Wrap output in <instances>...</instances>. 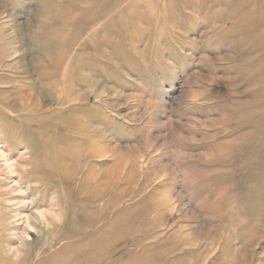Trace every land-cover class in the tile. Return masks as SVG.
<instances>
[{
    "label": "rangeland",
    "instance_id": "rangeland-1",
    "mask_svg": "<svg viewBox=\"0 0 264 264\" xmlns=\"http://www.w3.org/2000/svg\"><path fill=\"white\" fill-rule=\"evenodd\" d=\"M0 39L7 257L94 231L41 182L44 151L74 145L83 174L113 185L116 254L264 264V0H0Z\"/></svg>",
    "mask_w": 264,
    "mask_h": 264
},
{
    "label": "bare ground",
    "instance_id": "bare-ground-1",
    "mask_svg": "<svg viewBox=\"0 0 264 264\" xmlns=\"http://www.w3.org/2000/svg\"><path fill=\"white\" fill-rule=\"evenodd\" d=\"M66 13L67 9L63 8L60 15L66 16ZM69 13L70 16L73 14ZM87 13L89 14L90 11ZM3 45L0 39V53L5 57L8 55V51L5 45L1 47ZM83 137L87 140L86 136L83 135ZM79 150L74 148V145H68L53 154L48 149L45 150L41 164L46 169V173L41 177V182H54L56 183L54 185L62 186L61 195H64L69 213L72 214L70 211L75 206H80L87 214L88 227H92L94 231L90 236H86L87 230L82 225L77 226L75 231L61 230L62 234L53 242V248L49 250L47 256L31 264H120L117 256L123 264H144L141 260L129 259V251L121 256L116 254L120 247L116 241L119 239L118 233L122 228L120 220L117 219L105 226L113 215L111 210L107 211L105 208L106 204H112L109 194L113 190V185L101 181L100 177L92 172L83 174L81 168L77 166L82 157L88 158L89 154L83 152L79 158L77 153ZM106 198H108V202H106ZM34 220L36 221L35 218ZM54 221L53 217L46 220L48 225H53ZM4 225V220L0 219V264H28L26 258H19L14 262L5 255L1 236Z\"/></svg>",
    "mask_w": 264,
    "mask_h": 264
}]
</instances>
